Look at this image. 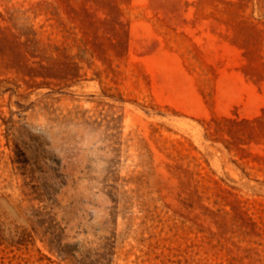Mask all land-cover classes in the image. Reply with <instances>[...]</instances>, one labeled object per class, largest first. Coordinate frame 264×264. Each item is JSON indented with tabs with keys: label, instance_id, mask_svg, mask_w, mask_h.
<instances>
[{
	"label": "rangeland",
	"instance_id": "1",
	"mask_svg": "<svg viewBox=\"0 0 264 264\" xmlns=\"http://www.w3.org/2000/svg\"><path fill=\"white\" fill-rule=\"evenodd\" d=\"M0 264H264V0H0Z\"/></svg>",
	"mask_w": 264,
	"mask_h": 264
}]
</instances>
